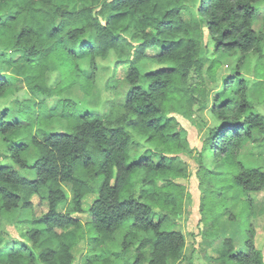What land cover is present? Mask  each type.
Listing matches in <instances>:
<instances>
[{"label":"trees","instance_id":"obj_1","mask_svg":"<svg viewBox=\"0 0 264 264\" xmlns=\"http://www.w3.org/2000/svg\"><path fill=\"white\" fill-rule=\"evenodd\" d=\"M257 1L200 0L197 13L207 25L213 56L207 55L203 24L190 0H90L100 6L94 17L90 7L72 11L55 0H27L23 6L0 2V70L6 69L0 71V103L23 85L29 95L0 111V221L28 211L34 224L23 233L25 243L7 240L0 230V264H121L129 253L134 260L128 264H177L186 238L169 225L182 210L183 187L176 179L186 173L180 158L188 140L172 114L194 119L208 109L219 124L203 150L236 169L221 189L229 186L247 197L233 218L246 225L243 246L224 238L225 253L217 262L264 264L249 220L254 204L264 210V200L254 197L264 193V169L235 160L246 145L264 140V115L249 97L238 62L234 76L217 81V70L230 66L237 52L245 57L260 49ZM14 23L18 28L9 33ZM111 50L119 56L113 78L128 86L120 110L105 117L77 111L64 94L85 86L96 71L95 57L106 58ZM86 55L89 70L77 64ZM144 61L158 67L143 68ZM120 67L125 68L122 80ZM53 69L59 80L50 84ZM54 95L62 98L45 112V99ZM55 110H60L61 130L48 128ZM244 158L260 162L264 156ZM214 170L201 162L199 174L219 177ZM212 201V194L203 197L201 211L213 227L218 217L210 213L222 202ZM40 205L46 211L38 213ZM67 229L76 234L73 245L65 240ZM211 235L217 239L219 234Z\"/></svg>","mask_w":264,"mask_h":264},{"label":"rangeland","instance_id":"obj_2","mask_svg":"<svg viewBox=\"0 0 264 264\" xmlns=\"http://www.w3.org/2000/svg\"><path fill=\"white\" fill-rule=\"evenodd\" d=\"M3 0H0V2ZM20 5H24L27 0H15ZM57 4L67 5L72 11H79L82 8L90 7L92 10L93 17L99 11L100 6H92L90 0H55ZM190 5L194 9V15L196 19L202 21L204 29V47L206 49L208 56H213L212 52L214 45L209 42L207 25L204 21L199 18L197 13V8L200 5V0H190ZM258 8V14L255 16L254 23L255 28L261 34L263 43L260 49L256 52H252L245 57H241L238 52L233 55V61L230 62V66L223 64L217 70V81L221 84L222 79L226 77L234 76L232 74V68L239 63L240 73L247 79L249 88V97L254 103L257 111L264 115V0H258L255 3ZM21 18L20 20H22ZM99 20L104 22V19L99 17ZM17 23H14L8 28L9 33H13L17 29ZM129 52H126L128 56ZM91 57L86 55L77 64L85 69L89 70L90 65L92 67ZM119 59L118 53L111 50L106 58L95 57V64L97 66L96 71L88 80L85 86L83 84L76 85L73 90L64 94V98H71L72 101L76 103L77 111L87 110L94 112L99 116H116L120 110V106L123 102V93L128 89L125 83L116 82L113 78V69L115 68V63ZM144 63L143 68L153 69L158 67L152 62ZM2 74L6 73L5 68L0 70ZM48 83L52 84L59 80V71L53 69L49 73ZM118 76V77H117ZM117 78L122 80L125 76V68L120 67L117 72ZM29 95L27 93V87L24 85L15 95H8L0 103V111L5 107L12 106L16 99L22 100ZM213 96V94H212ZM61 96L54 95L48 97L44 102V111L49 112L57 102L61 99ZM60 110L54 111V117L51 119L49 124V129L61 130L63 128V121L59 116ZM180 122V124L186 129L188 149L181 154V162L186 170L184 176H180L176 179V182L183 187L184 199L182 202L181 214L172 217L170 222V228L172 230H178L184 233L186 238V246L184 250L183 258L177 264H220L217 260L221 259L224 255L225 249H223L222 244L224 243V238L233 237L234 244L236 248L243 246L244 238L246 236L245 227L246 225L238 226L235 219L236 215L244 208V201L247 197L244 195H239L238 192L226 186L224 190L221 188L224 186L225 179L232 177L235 168L230 170L227 165H222V161H216L212 153L208 150H203V144L210 130L219 124V119L211 113L208 109L203 113L201 117H196L194 119H189L179 113L172 114ZM58 116V117H57ZM60 119V120H59ZM249 153L257 154L261 153L264 156V140L260 141L259 144H248L243 148V151L239 155L235 156V160H239L245 163L247 166H261L264 169V159L260 158L261 161L256 158L248 163L247 159L244 158ZM34 155L30 156V161H32ZM263 159V160H262ZM202 165L209 171L217 168L219 177L203 178L199 174V167ZM220 163V164H219ZM228 169V170H227ZM227 170V171H226ZM215 171V170H214ZM214 173V172H213ZM138 177V172L135 173L128 183V186L132 185V181ZM204 179V180H203ZM68 193L71 195L70 188L66 185ZM140 185H138L137 190L139 191ZM221 193V194H220ZM213 201H221L222 204H217V208L214 209L210 215L213 217H218L217 223L212 227V224L207 221L205 222L204 212L201 211L203 207L202 199L203 197L211 196ZM255 195L256 202L264 200V193H261L257 198ZM71 200V198H70ZM70 200L60 206L61 211H66L68 208ZM92 196L89 197L87 203L84 204V208H89V202H91ZM212 201V203H213ZM37 202V200H36ZM220 202V203H221ZM205 203H208L206 201ZM215 204V203H214ZM253 213L250 215V223L253 227V235L250 237L253 239L255 247L263 252L264 255V210L260 211L261 208L259 204H254ZM227 207V210L225 209ZM223 209H225L223 211ZM207 210V206H205ZM46 211L45 206H39L37 212L41 213ZM83 222L88 219L86 215H81ZM158 220V217H155ZM34 227L31 221L30 212H24L18 215L15 219L11 221H0V230L3 231L4 238L7 240H16L17 242H27L23 238V233ZM212 228V229H211ZM243 231V234L241 233ZM212 234H219L218 238L215 239ZM251 234V233H250ZM65 240L70 245H73L77 241V237L74 231L67 229L65 232ZM115 251H119V247L115 246L113 248ZM111 249L107 250L109 253ZM101 253V251H98ZM133 253H129L124 256V261L121 264H128L134 260ZM124 262V263H123Z\"/></svg>","mask_w":264,"mask_h":264}]
</instances>
